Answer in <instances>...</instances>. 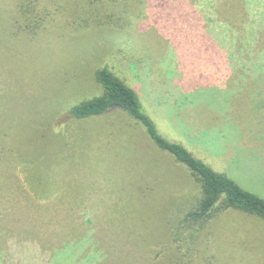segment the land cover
I'll return each mask as SVG.
<instances>
[{
  "label": "trees",
  "instance_id": "obj_1",
  "mask_svg": "<svg viewBox=\"0 0 264 264\" xmlns=\"http://www.w3.org/2000/svg\"><path fill=\"white\" fill-rule=\"evenodd\" d=\"M23 13L28 14L25 22L14 31L29 32L28 43L41 30L48 10L29 8ZM166 14L170 16L169 11ZM181 15L199 28L201 17L196 11ZM4 22L5 27L12 26L10 18ZM5 33L1 45L9 52L16 36L10 37L9 30ZM122 40L133 43L128 37ZM203 42L207 50L218 53L211 35ZM81 43L77 37L63 43L59 51L34 53L31 65L37 69L25 74L17 70L20 78L29 80L21 84L16 78V90L0 96L4 103H0V143H5L7 134L15 138L9 149L3 145L2 153L14 154L10 159L26 172V184L34 195L26 206L28 223L37 226L47 218L58 226L61 238L54 251L41 250L35 241L14 239L8 245L9 256L27 253L43 263L54 259L56 264L76 258L78 264H216L221 255L210 254L208 244L221 241L220 221L236 214L264 225V198L182 144L197 117L195 111L184 114L186 102L181 98L188 99L184 94L192 95L201 82L182 76V70L175 77L169 62L158 67L155 57L145 51L126 54L117 49L112 55L121 52L124 72L132 77L145 72L148 86L156 90L147 99L140 88L127 83L122 69L100 63L99 52L83 49ZM8 58L0 51V68ZM83 66L87 78H71L73 67L78 74ZM160 82L167 87L165 95L154 86ZM240 83L241 92L237 86L229 97L249 98L247 84ZM203 85L206 91L193 94L197 95L191 99L194 104L218 103L211 90L216 89L214 83ZM161 103L168 111L155 107ZM218 116L214 115L217 121L222 118ZM222 158L226 162L233 156ZM225 227L232 235L238 230ZM245 237L242 251L228 249L225 257L235 259L240 252L250 264L264 258V226H255ZM154 255L161 259L155 261Z\"/></svg>",
  "mask_w": 264,
  "mask_h": 264
},
{
  "label": "rangeland",
  "instance_id": "obj_2",
  "mask_svg": "<svg viewBox=\"0 0 264 264\" xmlns=\"http://www.w3.org/2000/svg\"><path fill=\"white\" fill-rule=\"evenodd\" d=\"M29 8L34 12L47 9L48 16L41 30L26 43L30 37L29 32L17 33L14 30L24 24V17L28 14L23 11ZM178 10L181 14L196 11L201 17L199 28L192 26V20L185 21L176 12ZM168 11L170 16L166 14ZM7 18L12 23L9 28L5 27L4 22ZM140 24L144 29L139 28ZM201 24L204 27L200 28ZM8 30L13 34L10 37L16 36L9 52L6 45H1L2 38L7 34L5 31ZM114 35L121 37V40L114 39ZM206 35H211L217 43L218 53L204 46L203 41L208 37ZM24 36L26 41L22 40ZM77 37H81L83 49L97 50L99 53L96 58L101 60L100 63L110 65L117 71L124 69L121 52H117L116 56L112 55L113 52L121 49L128 54L139 50L143 54L144 51L152 54L158 67H164L169 62L177 78L180 70L182 76L198 78L202 85L197 87L196 92H191L192 95L186 92L184 95L188 99L181 98L186 102L183 105L185 108L182 107L184 114L195 111L197 117L192 124L193 130H186L182 144L214 168L226 171L245 189L264 198V0H0V51H4L6 57L10 56L0 68V96H7L11 94L10 90H16V78L21 79V84L29 80L28 76L20 78L17 70L25 74L30 68L37 69L31 65L34 53L59 51L63 43ZM126 37L131 38L132 45L124 43L122 39ZM208 52L211 56L206 54ZM18 54H23L22 59ZM241 59L244 61L243 71L238 69ZM27 64L30 65L28 68ZM124 74L127 83L140 88L144 98H150L156 91L148 86L145 72L133 77L126 71ZM70 76L73 79L79 76V80L87 78L85 67L78 74L73 67ZM208 81L214 83L216 89L211 90L219 102L209 103V107L199 103L202 102L200 100L194 104L191 99L197 95L193 94L206 91L203 84ZM239 83L247 84L249 98L228 96ZM163 85L160 82L154 86L165 95L168 92ZM239 88L237 92H241ZM0 103L3 101L0 100ZM191 104L194 105L188 107ZM163 105L156 104L155 107L162 112L168 111ZM186 107L191 110L184 111ZM216 113L220 115L218 118L222 117L221 120L215 119ZM157 124L161 127L162 122ZM7 135L5 143H0V264H56L54 259L43 263L27 253L19 254L16 258L9 256L8 245L14 239L35 241L41 250L45 248L54 251L60 246L61 238L58 226L50 223L47 218H42L38 224L36 220L37 226L29 225L30 213H27L26 206H29L27 202L34 195L26 184V172L10 159L14 154H9L10 150L5 155L2 153L3 145L9 149L15 139L13 134ZM16 145L20 144L16 141ZM222 155L227 159L229 156L233 158L224 162ZM43 203L39 202L41 205ZM219 226L221 241L215 246V242L208 244L210 254L215 252L221 255L216 264L220 261L219 264H250V261L240 256V252H236L235 259L225 256L228 249L240 247L242 251L241 241L246 238V233L253 231L255 226H264L262 222L245 221L242 216L228 214ZM225 226H235L238 230L232 235ZM23 251L27 252V249ZM153 257L155 261L156 258L161 259L160 255ZM78 262L76 258L62 264ZM263 263L264 258L253 262Z\"/></svg>",
  "mask_w": 264,
  "mask_h": 264
}]
</instances>
